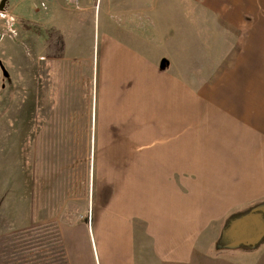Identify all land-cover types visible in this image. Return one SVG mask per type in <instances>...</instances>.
<instances>
[{
	"label": "crops",
	"instance_id": "0c3cea01",
	"mask_svg": "<svg viewBox=\"0 0 264 264\" xmlns=\"http://www.w3.org/2000/svg\"><path fill=\"white\" fill-rule=\"evenodd\" d=\"M122 1L113 7L120 24L104 17L96 51L91 58L82 55L87 57L82 73L94 78L95 174L77 186L80 194L67 197V176L51 173L45 179V169L41 177V158L32 168L28 190L34 187V193L26 191L20 201L22 185L10 198L0 197V209L13 216L17 202L21 216L5 218L9 227L27 229L50 218L63 264H90V241L99 264H247L254 252L229 249L264 233V0H153L144 6L146 31L138 33L129 24L123 27V15L134 8L127 11ZM20 4L21 12L33 11L39 67L48 57L57 79L72 82L76 68L70 64L81 55L69 32L48 22L49 14L79 15L73 22L81 24L91 18L83 14L92 4L82 2L77 9L62 0ZM161 4L173 9L170 20L154 18ZM174 40L226 42L220 54L227 57L223 96H205L187 82L175 53H169L167 42ZM37 103L35 98L38 109ZM9 117L1 116L4 126ZM54 180L61 192L48 186ZM49 192L55 200L50 203ZM86 204L85 219H72L75 206L85 211ZM248 216L256 225L238 237L240 245L220 238L236 219Z\"/></svg>",
	"mask_w": 264,
	"mask_h": 264
},
{
	"label": "rangeland",
	"instance_id": "374dc122",
	"mask_svg": "<svg viewBox=\"0 0 264 264\" xmlns=\"http://www.w3.org/2000/svg\"><path fill=\"white\" fill-rule=\"evenodd\" d=\"M87 1L89 5L92 4L93 9H88V12L83 15H90L91 18L83 19L81 24L73 22L79 15H75L72 19L71 16L66 18L64 14L53 12L48 18L53 28L56 26L64 33L69 32L68 34L76 43L75 52L81 55L74 56V61L70 64L76 68L72 82L70 77H65L67 82L57 79V75H54L50 68L48 57H44L41 61L42 70L41 66L39 67L40 61L37 59L33 43V11L25 7L24 13L21 12L20 0H7L3 8H0V64L2 65V69L0 68V119L7 113L10 116L5 126L3 121H0V183L3 182L5 186H9L0 188V197L8 195L10 198V195L16 190L18 192L22 185L21 198L18 197L20 201L26 198L22 197L26 191L28 196L34 193V187L33 192L28 190L32 168L35 164L40 165L41 158H43V168L39 169L41 177L44 178L46 170L45 179L50 178L51 173L57 176L65 173L68 178L65 187L67 197L73 198L77 196L76 194H80L81 190L77 186L83 183V179L85 182L87 176L90 181L95 174L97 136L94 134L93 119L94 78L93 74H89L88 77L87 73H82L81 66L87 60V57L82 55H89L88 57L91 58L96 51L97 35L106 28L105 18L120 24V15L118 10L115 16V10H113L114 2L119 0H79L78 5ZM122 3L124 4L122 8H126L127 11L134 8L131 10L133 14L128 15L127 12L125 13L127 15H123L126 20L125 23L123 21V27L127 29L129 24L132 33L145 32V12L148 7H151L153 0H123ZM147 5L149 6L145 9L144 6ZM138 6L143 7L139 12L142 14H138ZM156 13L154 18L167 17L166 19L170 20L173 9H163L161 4L156 9ZM130 23L135 26H131ZM152 31L150 29V32ZM165 31L168 32V29ZM49 43L51 44V40ZM167 43L173 48V51L169 53H175V63L179 72L185 75L187 82L205 96L224 95L227 57L220 54L225 53V41L174 40ZM163 63L167 65V61L163 60ZM45 70H48L47 74L50 78L45 75ZM39 71H42L41 79ZM64 86L66 94L62 96ZM35 98L37 105L40 106L38 109ZM40 120L41 126H39ZM39 127L42 128V136L38 133ZM88 129L89 137L86 136ZM45 156H51L52 160H44ZM48 186H52L54 192L55 189L61 192V187L55 188V180ZM36 190L39 193L43 189L37 184ZM48 196V203L51 200L55 201L50 192ZM86 207L87 204L85 211H81L79 205H76L71 218L75 221H78V217L85 219ZM17 209L18 205L15 201L12 205L13 216L5 214L4 208L0 209V264H32L33 259L38 260L40 257L33 253L29 255L25 251L16 250L15 234L26 228H19L18 225L9 227L6 219L12 217L17 220L21 216ZM19 211L21 212V203ZM37 225H48L47 231L41 230L39 233L47 238L52 236V240L54 239L57 230L50 218L42 217L41 222L35 224ZM89 246L90 264H99L91 241ZM241 249H243L242 252H254L247 258V264H264V243H259L255 248ZM220 250L222 249L218 251ZM229 250L233 253L238 252V250L232 251L235 249ZM52 253L45 258L46 261L43 264H63L64 260L59 256L60 253L62 254V249L56 248V251Z\"/></svg>",
	"mask_w": 264,
	"mask_h": 264
},
{
	"label": "trees",
	"instance_id": "16d2710c",
	"mask_svg": "<svg viewBox=\"0 0 264 264\" xmlns=\"http://www.w3.org/2000/svg\"><path fill=\"white\" fill-rule=\"evenodd\" d=\"M0 68L2 69L1 64H0ZM48 228H49L48 225H41V226L27 228L15 234L17 240L15 244L17 251H25L26 253H29V255L30 253H33L34 255L36 254L40 256L39 257L40 260L33 259V262H31L32 264H43V262L46 261L45 258L53 254L52 251H56V248L61 249L60 239L57 231L55 232V237L53 240H52V236L47 238L39 233L41 232V230L47 231ZM259 243H264V235L253 247L243 246L242 248L245 249L255 248ZM235 250L241 251L243 249L235 248ZM59 256L64 260L63 254L60 253Z\"/></svg>",
	"mask_w": 264,
	"mask_h": 264
},
{
	"label": "water",
	"instance_id": "95a60500",
	"mask_svg": "<svg viewBox=\"0 0 264 264\" xmlns=\"http://www.w3.org/2000/svg\"><path fill=\"white\" fill-rule=\"evenodd\" d=\"M6 0H1V2H0V8H3V6H4V2H5ZM252 220V217H243V218H238V219H236L233 223V226L232 227H230L228 230H225V231H223V233H222V235H221V237L220 238H231L234 242L232 243V245H234V246H238V245H240L241 244V241H239V239H238V237L239 236H241V234H243V232L245 231V230H248L249 232H252V231H254L252 228H250V227H248V225H252V226H254V225H256V224H254L253 225V222L251 221ZM261 221V220H260ZM262 222V221H261ZM234 228H237L240 232L238 233V234H236V235H234L233 233H232V231H233V229ZM263 235H264V233H258V234H256V238H255V240L254 241H252V242H250V243H248V245L247 246H251V247H253L262 237H263ZM241 247V246H240Z\"/></svg>",
	"mask_w": 264,
	"mask_h": 264
},
{
	"label": "built area",
	"instance_id": "2783aa9c",
	"mask_svg": "<svg viewBox=\"0 0 264 264\" xmlns=\"http://www.w3.org/2000/svg\"><path fill=\"white\" fill-rule=\"evenodd\" d=\"M65 3L70 4V5H77V0H63Z\"/></svg>",
	"mask_w": 264,
	"mask_h": 264
},
{
	"label": "bare ground",
	"instance_id": "6f19581e",
	"mask_svg": "<svg viewBox=\"0 0 264 264\" xmlns=\"http://www.w3.org/2000/svg\"><path fill=\"white\" fill-rule=\"evenodd\" d=\"M63 1V0H62ZM64 2V1H63ZM65 3V2H64ZM67 6H70V7H72V8H74V9H77L78 7H79V5H78V0H77V5L76 6H74V5H70V4H67V3H65Z\"/></svg>",
	"mask_w": 264,
	"mask_h": 264
}]
</instances>
